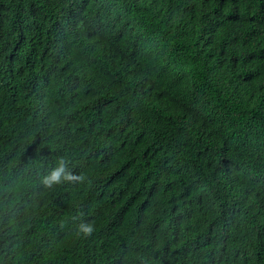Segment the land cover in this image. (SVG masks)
<instances>
[{"label": "trees", "instance_id": "16d2710c", "mask_svg": "<svg viewBox=\"0 0 264 264\" xmlns=\"http://www.w3.org/2000/svg\"><path fill=\"white\" fill-rule=\"evenodd\" d=\"M0 264H264V0H0Z\"/></svg>", "mask_w": 264, "mask_h": 264}, {"label": "clouds", "instance_id": "9594fccd", "mask_svg": "<svg viewBox=\"0 0 264 264\" xmlns=\"http://www.w3.org/2000/svg\"><path fill=\"white\" fill-rule=\"evenodd\" d=\"M74 165L71 164L64 157H60L56 160L55 167H53L46 175L41 177L40 183L47 188H51L55 185H59L68 182L70 185H75V182H82L83 176L73 175L75 171ZM73 221H79L75 225V232L77 236H91L95 231L94 225L90 222H84L80 220L78 216L72 217Z\"/></svg>", "mask_w": 264, "mask_h": 264}]
</instances>
